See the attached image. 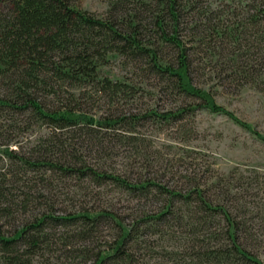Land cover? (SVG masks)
Instances as JSON below:
<instances>
[{"label":"trees","instance_id":"trees-1","mask_svg":"<svg viewBox=\"0 0 264 264\" xmlns=\"http://www.w3.org/2000/svg\"><path fill=\"white\" fill-rule=\"evenodd\" d=\"M246 1L213 10L196 0H108L106 16L100 18L81 9V0H0V112L35 118L50 131L38 143L40 156L26 157L7 147L3 155L18 166V173L77 177L94 183L92 192L98 189L99 196L106 185L131 201L157 204L129 208L130 214L114 204L66 215L50 208L18 229L0 231V264H35L36 259L150 264L161 258L170 264H264V228L259 224L264 221L263 175L209 169L207 176L184 175L181 186H171L153 171L156 167L140 165L144 155L135 136L145 122L181 126L199 110L224 115L251 131L217 103L212 90L194 82L198 66L204 65L219 87L250 86L264 92V0ZM118 59L155 77L163 85L159 94L189 103L174 110L157 106L126 114L111 108L113 114L90 115L78 100L88 92L77 90L93 88L107 97L110 107L150 95L106 72ZM63 88L71 89L67 97ZM51 97L60 105L51 103ZM109 143L121 149L108 154ZM92 146L107 155L100 161L126 150L136 156L139 169L151 171L136 169L127 175L105 162L94 165L86 155ZM9 191L0 181V215L8 218L18 211L13 204L20 197ZM32 198L26 193L21 208L27 210ZM59 227L76 229L65 237L50 232ZM106 228L112 240L103 236Z\"/></svg>","mask_w":264,"mask_h":264},{"label":"rangeland","instance_id":"rangeland-1","mask_svg":"<svg viewBox=\"0 0 264 264\" xmlns=\"http://www.w3.org/2000/svg\"><path fill=\"white\" fill-rule=\"evenodd\" d=\"M196 1L203 3L205 8L209 7L213 10L230 9L231 6L235 8L237 5L242 4L241 6H243L247 2L246 0ZM80 7L103 18L106 16L109 4L108 0H81ZM229 20L231 22L234 19ZM187 39L189 38L187 37ZM198 69L199 71L194 77L195 84L201 88L212 90L217 103L246 122L251 127V131L240 127L224 115L213 114L207 110L197 111L194 118H188L181 126L167 127L145 122L137 129L135 135L140 140L142 146L139 147H141L140 150H143L142 154L144 155L140 160V165L145 168H148L146 167L148 165L156 167L153 171H156L157 176L171 186H181L183 184L181 176L184 175L207 176L206 171L209 169H213L214 173L227 175L239 168V173L246 177H255L258 174L264 176V92H259L250 86L238 88L236 85L228 84L219 87L213 78L214 75L208 76L210 73L208 67L200 65ZM105 70L111 75L126 79L128 84L140 88L141 92H150L146 93L150 95L141 101L124 102L118 106L110 107L107 97L96 93L97 91L93 88L77 90V93L88 92L87 96L78 100L86 107L85 110L90 115L97 118L101 115L113 114L112 111H109L111 108L126 114H138L151 107L158 106L159 110L165 111L174 110L181 104L189 103V101L185 102L186 100L183 101L174 95L159 94L158 92H164L161 90L163 85L160 86L158 80L153 76L146 77L144 70L140 67L137 68V65H127L126 62L118 59L111 61ZM70 90L63 88L60 92L64 91L62 95L67 97V92H71ZM50 101L60 105L56 98L51 97ZM49 134L47 126L39 123L35 118L0 112V181L6 183L7 189L11 190L9 192L20 196L13 204L14 211H18L14 212L12 217L0 215L1 232L7 233L18 229L27 220H33L35 216H40L50 208L57 215H66L86 207L114 204L122 214H130L129 208L132 207L144 210L157 206L156 202L152 204L146 201L139 203L131 201L126 194L113 186L105 185L100 188L102 196H99L98 189L92 192L95 188L94 183L77 177H63L60 174L54 176L52 173L45 174L43 171L18 173V166L11 164L2 153L7 147L26 157H38L40 156L38 149H41L39 146L42 145L38 143L40 140L47 139ZM113 146L115 145L109 143L110 149L106 153H116L121 149H112ZM92 147L91 153L86 150V155L94 165H102L105 162L110 170L125 172L127 175H130V172L136 173V169L142 174L151 171L150 169H139L138 162L135 163L136 156L126 150L120 152V157L110 156L100 161V158L107 155L101 154L103 151H100L99 148ZM133 165L135 166L132 167ZM26 193L33 197V203L27 210L21 208ZM12 194H10L11 198L14 197ZM262 203L264 204V200ZM259 224L264 228V221H259ZM75 229V227H59L49 230L50 232L56 231L59 236L65 237L73 233ZM103 236L106 240H112L114 237H111L108 228L104 230ZM35 264L60 263H57L56 260L45 263L44 259H36ZM150 264L170 263L167 259L161 258L152 260Z\"/></svg>","mask_w":264,"mask_h":264}]
</instances>
